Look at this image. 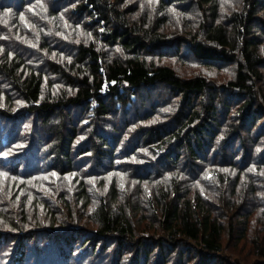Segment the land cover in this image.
<instances>
[{
	"label": "trees",
	"instance_id": "trees-1",
	"mask_svg": "<svg viewBox=\"0 0 264 264\" xmlns=\"http://www.w3.org/2000/svg\"><path fill=\"white\" fill-rule=\"evenodd\" d=\"M0 264H264V0H0Z\"/></svg>",
	"mask_w": 264,
	"mask_h": 264
},
{
	"label": "bare ground",
	"instance_id": "bare-ground-1",
	"mask_svg": "<svg viewBox=\"0 0 264 264\" xmlns=\"http://www.w3.org/2000/svg\"><path fill=\"white\" fill-rule=\"evenodd\" d=\"M30 159H28V161L27 162H30L29 161ZM33 162V161H32ZM35 162V161H34ZM26 163V162H25ZM31 163V162H30ZM39 163V162H38ZM44 163H46V162H44ZM43 163V164H44ZM41 164V163H40ZM28 165V164H27ZM92 165V164H91ZM36 166H38V164L36 165ZM39 167V166H38ZM29 168V167H28ZM44 168V167H43ZM46 168V167H45ZM87 169V168H86ZM84 170V169H83ZM42 171H44V170H42ZM88 171V170H87ZM91 171V170H90ZM45 172V171H44ZM83 172V171H82ZM32 173V172H31ZM87 173V172H86ZM30 174V173H29ZM40 174V173H39ZM44 174V173H43ZM79 174H80V172H79ZM32 175H33V173H32ZM42 175V174H41ZM74 175V174H73ZM85 175V174H84ZM31 176V175H30ZM76 177H78V176H76ZM33 178V180H34V177H32ZM24 179V178H23ZM24 181V180H23ZM35 181H36V178H35ZM21 182H22V179H21ZM25 182V181H24ZM40 184L41 183H43V182H40V180L38 181ZM20 183V182H19ZM31 183H33L32 181H31ZM21 184V183H20ZM30 184V183H29ZM40 184H38V185H40ZM43 185V184H42ZM41 186V185H40ZM38 188H40V187H38ZM41 188H43V186L41 187ZM29 240V239H28ZM23 244V243H22ZM30 245H31V243H29ZM2 247V246H1ZM30 248V247H29ZM25 251V250H24ZM165 254H166V252H165ZM167 257V256H166ZM165 257V258H166ZM160 262V261H159ZM167 263V262H166Z\"/></svg>",
	"mask_w": 264,
	"mask_h": 264
},
{
	"label": "rangeland",
	"instance_id": "rangeland-1",
	"mask_svg": "<svg viewBox=\"0 0 264 264\" xmlns=\"http://www.w3.org/2000/svg\"><path fill=\"white\" fill-rule=\"evenodd\" d=\"M213 77V76H212Z\"/></svg>",
	"mask_w": 264,
	"mask_h": 264
}]
</instances>
